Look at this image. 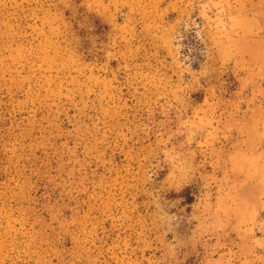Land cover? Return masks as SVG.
I'll return each mask as SVG.
<instances>
[{
  "label": "rangeland",
  "instance_id": "obj_1",
  "mask_svg": "<svg viewBox=\"0 0 264 264\" xmlns=\"http://www.w3.org/2000/svg\"><path fill=\"white\" fill-rule=\"evenodd\" d=\"M0 264H264V0H0Z\"/></svg>",
  "mask_w": 264,
  "mask_h": 264
}]
</instances>
